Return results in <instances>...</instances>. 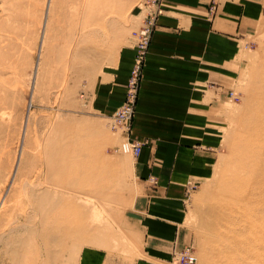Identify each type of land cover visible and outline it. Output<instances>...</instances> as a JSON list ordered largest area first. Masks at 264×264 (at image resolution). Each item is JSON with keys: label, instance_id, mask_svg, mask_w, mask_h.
<instances>
[{"label": "rangeland", "instance_id": "1", "mask_svg": "<svg viewBox=\"0 0 264 264\" xmlns=\"http://www.w3.org/2000/svg\"><path fill=\"white\" fill-rule=\"evenodd\" d=\"M131 1L0 0V264H77L86 246L139 255L135 157L89 95L140 27ZM261 1L258 27L240 37L220 160L185 198L198 264H264ZM46 196L56 210H38Z\"/></svg>", "mask_w": 264, "mask_h": 264}, {"label": "crops", "instance_id": "2", "mask_svg": "<svg viewBox=\"0 0 264 264\" xmlns=\"http://www.w3.org/2000/svg\"><path fill=\"white\" fill-rule=\"evenodd\" d=\"M165 2L132 127V138L144 142L134 163L141 192L131 215L141 235L139 255L129 263L86 246L77 264H170L179 247H190L183 229L185 198L211 176L220 160L230 115L228 95L239 74L240 37L258 27L262 1ZM135 56L132 37L96 78L89 93L95 111L110 118L122 107Z\"/></svg>", "mask_w": 264, "mask_h": 264}, {"label": "built area", "instance_id": "3", "mask_svg": "<svg viewBox=\"0 0 264 264\" xmlns=\"http://www.w3.org/2000/svg\"><path fill=\"white\" fill-rule=\"evenodd\" d=\"M132 1L136 3L138 16L141 18L140 27L133 32L136 56L130 79L126 85L125 102L117 113L110 117V124L113 130L121 131L127 136V144H124V149L130 148L135 157H138L144 142L131 137L133 119L152 38L158 27V20L165 13L167 5L165 0ZM152 179L156 182L154 176H152ZM175 256V264H197L193 248L181 250Z\"/></svg>", "mask_w": 264, "mask_h": 264}, {"label": "bare ground", "instance_id": "4", "mask_svg": "<svg viewBox=\"0 0 264 264\" xmlns=\"http://www.w3.org/2000/svg\"><path fill=\"white\" fill-rule=\"evenodd\" d=\"M260 109V108H259ZM258 113V112H257ZM257 113H255L253 116V118H252V121L253 122H255L256 120H260L261 118H260V115H258ZM257 114V115H256ZM110 119V118H109ZM251 120V119H250ZM109 125H110V127H111V124H110V122H109ZM112 128V127H111ZM132 154H133V152H132ZM133 156L135 157V155L133 154ZM136 158V157H135ZM235 190V189H234ZM236 190H238V189H236ZM237 193V192H236ZM47 195V194H46ZM47 199V196L46 197H42L39 201H38V210L39 211H42V212H46V211H48V208H49V210L51 211H54V210H56L57 209V202H53L52 203V205L50 206L49 205V207L47 206V207H45V206H42L41 207V205H42V203H43V205L45 204L44 203V201ZM250 207V206H249ZM254 219H256V218H254ZM263 220V219H262ZM259 221H260V219H259ZM262 223V222H261ZM262 225V224H261ZM256 227H257V222L255 221L252 225H250V229L252 228V230L254 229V230H256ZM262 228H264L263 227V225H262ZM195 256H196V254H195ZM196 258H197V264H198V257L196 256Z\"/></svg>", "mask_w": 264, "mask_h": 264}]
</instances>
